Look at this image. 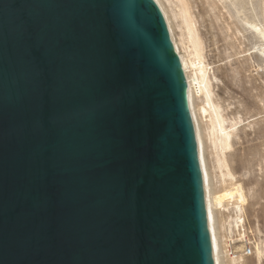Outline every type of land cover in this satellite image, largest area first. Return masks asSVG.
<instances>
[{"label": "water", "instance_id": "95a60500", "mask_svg": "<svg viewBox=\"0 0 264 264\" xmlns=\"http://www.w3.org/2000/svg\"><path fill=\"white\" fill-rule=\"evenodd\" d=\"M0 264H214L154 0H0Z\"/></svg>", "mask_w": 264, "mask_h": 264}, {"label": "rangeland", "instance_id": "374dc122", "mask_svg": "<svg viewBox=\"0 0 264 264\" xmlns=\"http://www.w3.org/2000/svg\"><path fill=\"white\" fill-rule=\"evenodd\" d=\"M186 2L196 19V27L205 35L204 43L207 45L204 65L210 81L212 100L220 106L226 118L225 127L232 133L230 148L225 151L227 163L235 180L242 184L248 194L249 201L244 207L243 233L249 239L252 255L241 259L243 264H264V253L260 261L255 257V244L261 241L264 247V45L255 40L251 28L234 12L232 0ZM211 2H215L219 8L214 12L215 15L219 11L225 14L231 26L228 33L223 18L218 22L214 20ZM162 3L169 11L177 10L176 0H162ZM240 5L248 20L254 13L260 27L264 28V0H240ZM174 33L178 39L179 30L175 29ZM215 40L218 43L213 45ZM198 95L194 91L195 106L201 104L202 96ZM200 123H208V117ZM207 160L212 184L218 190L221 186L217 173H214L213 150L210 148ZM225 219V216L217 215L219 224L224 223ZM225 232L224 226V232L221 233L223 239L226 234L229 236Z\"/></svg>", "mask_w": 264, "mask_h": 264}, {"label": "bare ground", "instance_id": "6f19581e", "mask_svg": "<svg viewBox=\"0 0 264 264\" xmlns=\"http://www.w3.org/2000/svg\"><path fill=\"white\" fill-rule=\"evenodd\" d=\"M155 1L165 19L174 52L179 58L183 74L188 82L214 264H224L226 262L228 264H243L244 261L240 258L228 260L222 249L224 236L221 233L224 232V226L225 233L228 232L229 236L230 234H236L240 238L244 237V207L249 200L242 184L235 180L225 156V151L230 148L232 133L225 127L226 118L223 116L220 106L212 100L210 81L207 78V69L204 65V50L207 45L204 43L203 36L205 35L196 27V19L186 0H176V11L167 10L162 0ZM231 5L234 12L238 14L239 19L241 18L251 28L255 40L264 45V28L260 27L257 16L252 13L250 20H248V17L243 14L240 0H232ZM210 7L213 13L219 9L215 2H211ZM213 17L216 22L223 18L227 33L231 30L230 24L225 19V14H222L221 11L217 12L216 15L214 13ZM229 19H231L230 15ZM175 29L180 32L178 39L175 37ZM217 43L218 40H215L213 45ZM194 91L197 95L199 93L202 96L201 104L197 106L194 105ZM206 117H208V123L202 125L200 122ZM232 127L233 125L230 126V128ZM208 148L213 150L214 173H217L218 183L221 186L218 190L214 188L210 176L207 160ZM217 215L225 216V225L224 223H218ZM262 244L261 241L255 244V257L258 261L264 253Z\"/></svg>", "mask_w": 264, "mask_h": 264}, {"label": "built area", "instance_id": "2783aa9c", "mask_svg": "<svg viewBox=\"0 0 264 264\" xmlns=\"http://www.w3.org/2000/svg\"><path fill=\"white\" fill-rule=\"evenodd\" d=\"M227 236V235H226ZM223 252L229 259L248 258L252 255V247L249 239L240 238L236 234L223 239Z\"/></svg>", "mask_w": 264, "mask_h": 264}]
</instances>
